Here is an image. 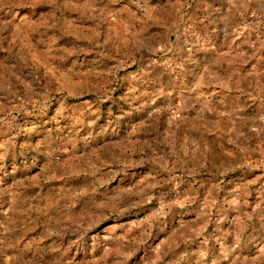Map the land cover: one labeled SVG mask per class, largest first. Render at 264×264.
Wrapping results in <instances>:
<instances>
[{
	"label": "rangeland",
	"instance_id": "obj_1",
	"mask_svg": "<svg viewBox=\"0 0 264 264\" xmlns=\"http://www.w3.org/2000/svg\"><path fill=\"white\" fill-rule=\"evenodd\" d=\"M0 264H264V0H0Z\"/></svg>",
	"mask_w": 264,
	"mask_h": 264
}]
</instances>
